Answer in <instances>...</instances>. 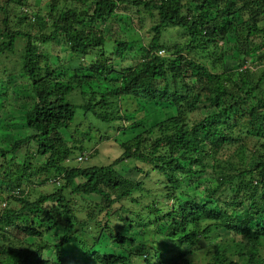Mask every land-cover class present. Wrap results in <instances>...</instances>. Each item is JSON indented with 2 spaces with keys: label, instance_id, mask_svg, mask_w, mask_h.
Segmentation results:
<instances>
[{
  "label": "trees",
  "instance_id": "trees-1",
  "mask_svg": "<svg viewBox=\"0 0 264 264\" xmlns=\"http://www.w3.org/2000/svg\"><path fill=\"white\" fill-rule=\"evenodd\" d=\"M47 1L0 0V89L17 73L32 93L29 133L0 146V264H67L69 251L79 264H264V0ZM112 17L149 23L131 66L116 65L131 40L97 27ZM169 28L182 37L164 40ZM54 45L70 54L65 79ZM152 103L175 113L143 128ZM90 116L132 132L107 164H78ZM128 162L140 179L117 170Z\"/></svg>",
  "mask_w": 264,
  "mask_h": 264
},
{
  "label": "rangeland",
  "instance_id": "rangeland-1",
  "mask_svg": "<svg viewBox=\"0 0 264 264\" xmlns=\"http://www.w3.org/2000/svg\"><path fill=\"white\" fill-rule=\"evenodd\" d=\"M39 3H36L34 6H40V5H46L47 0H32ZM36 9V8H35ZM97 27L105 28V31L110 36H120L124 35L126 38H129L131 40V44L128 49V53H126L121 60H117L116 65L118 68H124L127 66H131L135 63L137 60L139 53L143 46H145V42L147 41L149 37V30L148 25L149 23L145 24V29L143 31L137 30L134 31L131 26L127 25L126 19H116L114 17L110 18L105 25H101L97 23ZM137 34L135 35L134 39H132L133 35L131 34ZM143 36V40L140 41L139 37ZM182 37V35L179 33V30L171 28L167 29L165 31V37L171 41L175 42L176 40H179ZM51 55L49 57V64L52 68L56 67H62L63 62H65L70 54L67 50H64L61 48V46L54 45L51 48ZM224 56L226 57L227 54L224 53ZM63 72V67L60 68V70L57 71L56 77L65 79V74ZM4 78V77H3ZM4 79L9 80L7 85H2V88L0 89V146H3L5 148H10V142L15 140L16 138L26 136L29 133V130L23 129L22 124L24 120V114L25 109L27 106L31 104V88L30 83L27 79V77L23 74H14L12 77H5ZM108 86H112L111 84H106ZM7 91L8 95L4 99L1 96V92L4 93ZM75 102H80L79 97H74ZM122 108L127 109L129 112L133 111L138 105H143L141 101H133L132 99L128 100V98H123L122 101ZM175 113V108L171 107L169 105L164 104H145V109L143 112L138 113L135 118L142 117L141 120L144 121L143 128L148 127L149 125L153 124L155 120L162 119L163 117H167L169 115H172ZM80 121V122H79ZM131 122V121H128ZM127 122V124H129ZM77 125H79L80 128H84V130L89 129V126H98V129H94L92 131V137L95 139L91 145L90 148L92 152V155H89L90 157L87 158L88 161L79 162L78 164L81 165H93V164H107L111 162L114 158H116L120 154V148L118 143L121 141L129 138L131 136V131H119L114 132L111 128H107L104 125H101L98 120L94 119L93 117H89L87 119H84V121L77 120ZM76 125V126H77ZM142 130V127L140 128H134V132H139ZM63 135L66 139H70V135L66 132V130H63ZM100 133L104 134H110L113 135V138H109L108 140H100L99 135ZM116 139V140H115ZM33 145V142L31 143ZM92 148H95V150ZM27 149V144H24L17 152V158L19 160L23 159L24 152ZM90 152V151H89ZM77 154V153H76ZM78 155V154H77ZM45 158V157H41ZM77 162H74L75 164ZM128 164V165H127ZM127 164H119L117 165V170L122 173L125 177H130L134 179H140L142 175L137 174L134 169H132L130 166L131 163ZM130 164V165H129ZM77 165V164H76ZM95 198V197H93ZM133 230H137L136 227ZM61 237V228L57 227L55 228L50 234L45 235V238L50 241L58 240ZM89 239V237H88ZM107 244L106 249H115L113 245H108L109 243L106 241L104 242L101 247L103 248ZM129 246H131L128 243ZM128 248V247H127ZM78 254L75 251H69V254L65 257V263L67 264H74L72 261H78V259H75V256ZM71 259V260H69ZM75 262V264H79V262Z\"/></svg>",
  "mask_w": 264,
  "mask_h": 264
},
{
  "label": "built area",
  "instance_id": "built-area-1",
  "mask_svg": "<svg viewBox=\"0 0 264 264\" xmlns=\"http://www.w3.org/2000/svg\"><path fill=\"white\" fill-rule=\"evenodd\" d=\"M81 158V157H80Z\"/></svg>",
  "mask_w": 264,
  "mask_h": 264
}]
</instances>
